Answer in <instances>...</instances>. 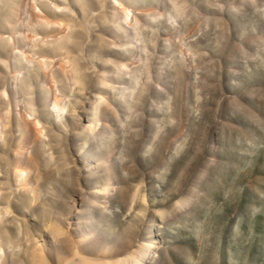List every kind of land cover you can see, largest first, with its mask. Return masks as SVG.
<instances>
[{
    "label": "rangeland",
    "instance_id": "obj_1",
    "mask_svg": "<svg viewBox=\"0 0 264 264\" xmlns=\"http://www.w3.org/2000/svg\"><path fill=\"white\" fill-rule=\"evenodd\" d=\"M23 1L0 0V90L5 89L11 95L0 91V114L11 111L7 115L8 125L4 129L3 137L0 134L2 138H0L2 148H0V185L4 187H2L3 202L8 203L12 198L10 200L12 211L6 218L9 219L14 231L21 229L19 238L23 244L18 248L19 260L16 264H19L18 261L20 264H27L25 246L37 239V234L35 230L33 231L34 226L38 224L37 221L41 220L43 223L47 218L59 219L64 225L67 226L68 222L69 228H73L77 217L76 209L81 208L85 201L90 205V207L87 205V208L94 207L93 210L88 208L89 214L85 212L94 216L92 219L102 217L103 221H100L105 223L103 225L105 231H102V234L97 231L98 238L115 245V248L119 249L116 252L123 253L137 247L147 238L148 233L155 239V253L146 256L142 264H264V0H176V5L181 10L174 19L177 22L167 16L166 24L163 22L161 25L158 24V28L160 26L162 28L158 36L150 35L151 38L145 41L137 24L131 28L133 34L136 33L135 38L140 37L139 42L148 46L144 48L146 51L143 49L149 56L147 60L137 63L131 52L124 54V57L116 58L112 55H104L111 57L115 62L120 59V61L126 59L130 62L134 61L135 63L130 66L134 65L132 67L138 74L137 79L140 83L137 90L135 89L130 95L137 104L134 108L121 111L124 113L120 116L126 123L122 125L123 128L119 124L120 121L114 123L118 119L122 120L117 106L114 103L109 104L108 101L109 108H107L108 104H102L103 107L106 106L105 113L108 112L105 114L108 124H114L111 126L117 131L112 132L104 125H100L95 130V134L105 139V142L100 141L99 148L108 146L111 155L108 156L111 159L109 167L117 183L110 197L107 196L108 200L100 194H95L97 196L89 194L92 184L100 185V182L106 180L107 169L99 165L93 177L88 179L86 175L89 171L84 170L86 164L79 155L78 149L87 133L82 127L88 122L87 117L96 98L94 94L102 80L100 70L103 69L99 58L94 57V60L89 58L94 49L93 44L98 42L97 44L101 46L108 45L112 39L109 45L116 47L124 42L122 39H113L109 34H105L104 30L99 29L101 26L99 22L103 17L106 18L105 14H112L114 0H104L105 2L93 0L83 12L85 15L80 14L86 21L79 15L74 16L71 21L76 32L73 45L77 52L73 53L77 59V69L85 77L79 82L81 84L77 82L78 85L70 80L68 73L65 75L60 72L61 70H57L59 67L57 68L54 61L50 62L51 60L48 59L42 64L41 61L36 60L39 59V53H36L38 48H44L45 44L47 45L45 40L50 38L52 40L53 37L50 34L46 35L47 30L45 32L43 29L45 25H41L40 22L43 27L41 28L38 22H35L36 17L33 16L31 17L33 20L29 21V25L33 21L32 25L25 28L24 18L27 14L24 15L23 8L27 7L32 11L33 4L39 9L38 5L47 4V0H36V2L25 0L26 4ZM42 1L43 4L39 3ZM97 1L102 8L94 6L98 5ZM109 1L113 3L110 4ZM58 2L62 1L58 0ZM150 3L147 2L145 6L147 11V6H153ZM89 7L96 10L91 11ZM155 8H151L153 13ZM90 12L96 13L91 15ZM49 26V29L45 26L49 31L56 27ZM17 28L22 31L28 30H26L28 40L24 35L23 37L18 33L15 34ZM34 28L44 31L43 35L41 32L37 33L39 32L37 29L35 32ZM38 36L46 38L43 40V45L42 41L38 40ZM32 41L37 45L32 44ZM162 43L165 51L160 52L162 46L159 44ZM18 45L19 49L22 47L26 52L29 51L27 53L34 54V56L29 54L30 59L32 58L31 62H26V58L22 56L26 68L19 76V80H23L21 84L29 87L31 91L32 108L26 106L23 100L18 98V94L15 96L18 100L15 102L11 93L14 84L12 81L16 79L11 76L13 75L11 73H14L11 72L13 71L11 68L14 67L10 65L9 68L7 64L18 61V53L14 49V46ZM130 58L134 60L131 61ZM120 61L115 64H119ZM170 69L174 71L172 75L169 73ZM156 70L162 71L163 79L154 76ZM72 82L76 84L73 86ZM53 90L62 98L66 95V99L71 100L67 101L68 114H64L61 121L51 120L49 115L50 110L55 106ZM38 93L41 94V100H37ZM108 97L110 98V95ZM150 104L160 108L159 113L153 115V112L150 115L152 110L149 109ZM24 109L26 111H23ZM18 110L22 113L26 112L24 114L25 116L27 114L28 118L37 116L41 119L42 116H49L48 121L44 117L41 119L44 136L48 138L43 136L40 139L44 141L36 139L31 145L29 144L30 146L28 145V150L31 153L34 151L38 157L42 172L38 183L43 194L39 202L33 201L38 206L25 202L29 199L26 197L28 193H22V189L11 180L13 179L10 173L12 150L14 151L18 142L21 143L17 125ZM115 113L118 118H115ZM14 114H17L16 119ZM70 115L75 117L70 118ZM150 118H154L159 126H152L153 122ZM104 120L103 122L106 123V119ZM158 128L161 136L157 137ZM94 161L91 162L93 166L96 165L94 164L96 160ZM46 174L49 176L47 177ZM100 179L103 181H96ZM14 188H18V192ZM8 193L10 197L7 196ZM21 193L25 199L21 198L23 197ZM183 198L190 200L185 208L178 205V201ZM13 201L17 204L15 207ZM93 201L95 204L91 205ZM44 203H47V206ZM32 205L37 209L40 207L38 211L41 216L34 220L28 218L35 210ZM25 206L31 207L32 212L28 210L31 214L26 211L28 207L25 209ZM102 208L105 211L104 209L100 211ZM187 211L190 212L186 213ZM83 220L85 222L91 218L85 217ZM33 223L35 225L31 227ZM16 225L20 227L17 228ZM96 227L98 222L89 223L87 228L90 230ZM64 240L65 238L62 237L55 244L53 249L55 252L66 249L67 243L63 242ZM59 243L63 245L61 248H58ZM91 247H97V243L91 242L88 250L93 249ZM24 248H26L25 252H23Z\"/></svg>",
    "mask_w": 264,
    "mask_h": 264
},
{
    "label": "bare ground",
    "instance_id": "obj_2",
    "mask_svg": "<svg viewBox=\"0 0 264 264\" xmlns=\"http://www.w3.org/2000/svg\"><path fill=\"white\" fill-rule=\"evenodd\" d=\"M5 1V0H4ZM27 1V0H26ZM25 0L23 1L24 4H26ZM40 1V0H39ZM45 1V0H44ZM59 1H62L61 3L58 2V0H47V4L50 3V4H46L44 3L43 1L42 2H39L41 4H43V6L41 5H38L40 6L39 9L38 7L36 8V5L34 6L32 3L34 4H37L35 2H32V6L34 7V9L32 11L29 10V8L27 7H24L23 8V11L24 12V15L25 13L27 14L25 21V25L27 28V26L29 25V21L31 19V17H36L35 22H38L37 24H39L41 22V25L44 24L45 26L48 27L49 29V25H52V27H55L54 29L52 28L50 31L47 29V27L44 26V28L39 24V26L41 28H43L46 32V35L47 34H50L53 38L51 40L50 39H47L45 40L47 42V45L45 44V47L42 46L44 43H43V40L46 39V38H41L40 36H38V40L41 42L42 41V45L39 44L37 41V43L39 45H41L42 47L44 48H41L39 49L38 47V50L36 51V53H39V59H36L38 60L40 63H44L45 61H47L48 59L51 60L50 62L54 61V63L57 65V70H61L60 72L61 73H68L71 77L70 80L72 79L73 82H82V77L83 79L85 78L84 75H81V73L78 72L79 69H77L78 65H77V59L75 57V52H77L76 50V47H74L73 45V37L74 35H76L75 33V29L73 28L72 26V19L74 18V16L76 15H79L82 13V15L84 16L85 13L83 14V12H85V9L87 8V6H90L89 4H91L93 2V0H59ZM95 1V0H94ZM102 2H105L104 0H101ZM113 1V0H112ZM101 2V3H102ZM111 2V1H109ZM147 2H151L150 4H153V9L154 7H156L155 9L157 10V13H156V10L155 12L153 13L152 12V7H148V11L147 9L145 8ZM7 3V2H6ZM4 3V4H6ZM38 3V4H39ZM113 2H111L110 4H112ZM98 5H94L95 7L96 6H99V2L97 1ZM7 5V4H6ZM28 5V4H27ZM103 5V4H102ZM5 6V5H4ZM29 6V5H28ZM110 6V5H109ZM92 7H93V4H92ZM101 7V6H99ZM104 7V6H103ZM107 7V5H106ZM111 7V6H110ZM36 8V9H35ZM91 7H89L90 9ZM102 8V7H101ZM146 11H145V9ZM205 8V7H204ZM32 9V8H30ZM38 9V10H37ZM99 9V8H97ZM112 9V14L111 15H106V18H102V21L99 22V26L101 24V26L99 27V29H101L102 31L104 30L105 34L107 33V35L109 34L111 37H113V39L115 38V40H117V38L120 40H124V42L121 44V45H117L116 47L115 46H111L109 45L110 43H112V39L110 40L111 42L108 44V45H103L101 46L98 45L97 43L93 44V50H89L91 51L90 53V57L89 58H94V57H97L99 58L100 60V63L102 64V71L100 70V74L102 75V80L101 82L99 83L98 85V89L96 91V93L94 94L96 96L95 100L93 101L94 103L92 104V109H91V112L89 113L88 117H87V123L86 125H84L82 128L88 133H86L84 135V137L82 138L83 139V142L82 144L79 145V155L82 156V159L84 160L85 164H86V168H84V170L86 171H89L88 174L86 175V177H88V179L91 177H93V175L96 173V169L98 168L99 165H103V167H105V169H107L108 171V177L106 178L105 181L103 180H96L97 182L98 181H103V182H100L101 184L100 185H94L92 184V186H90L91 188V192L89 191V194L91 195H95V194H100L102 195L103 198H107L106 200H108V197L110 195V193L112 191H114L113 189H116L114 188L115 186V183H116V179L113 177L112 173H111V170H110V162H111V159L110 157L108 158V156H111L109 155V152H108V146L107 147H104L102 149L99 148L100 146V141L101 142H105V139L103 136H100V135H97L95 134V130L100 126V125H104L105 127L107 128H110L108 130L112 131V132H117L114 130V128L112 127L114 124H108L109 121H107V118L105 116V111L104 109L106 108V106L103 107L102 104H112L114 103L115 106H117V110H119V116L121 115V111H126L129 110V108H134V106L137 104L136 101H134L133 99L130 98V95L132 94V92L140 85V83H138V74L136 73L135 69L130 66V64H132L134 61V58L131 59V61L133 62H130L129 60H127L126 57L125 59L126 60H122L120 61L119 64H115L116 62H119L117 59L116 62L109 56H104V55H112V56H115L116 57H124V54H127L128 52L132 53V55H134L135 59H136V62L139 63L141 62L142 63V60H147L149 58V56L146 54V47H148L147 45H145L146 43L141 44V42H139L140 40V37L139 38H135V35L133 34V32L131 31V28H133V26H135L137 24V27L140 29V31L142 32L143 34V40H148L150 39V35H152L153 37L155 36H158V32L160 33L162 30L161 26L160 28H158V24L160 23L161 25V22L165 23L167 21H165V19L167 20V16H169V19H171L172 21L176 18V15L177 13H179L181 10L177 7L176 5V0H114V5H113V8ZM36 10V11H34ZM94 11L96 10L95 8H91V11ZM100 10V9H99ZM151 10V11H150ZM34 11V13H33ZM90 11V10H89ZM98 11V10H97ZM105 11V10H104ZM111 11V10H109ZM101 12V11H100ZM91 13V12H90ZM93 14L96 13V12H92ZM91 13V15H92ZM102 14V13H101ZM237 14V13H236ZM21 15V14H20ZM90 16V15H89ZM97 17L99 15H96ZM101 16V15H100ZM32 17V18H33ZM88 17V16H87ZM92 17V16H91ZM239 18V16H237ZM77 18H79L77 16ZM83 20L84 17H81ZM96 18V17H95ZM33 20V19H31ZM77 20V19H76ZM81 20V19H79ZM78 20V21H79ZM96 20V19H95ZM178 20V18H177ZM86 21V20H85ZM97 21V20H96ZM95 21V22H96ZM175 21V20H174ZM20 22V21H19ZM33 22V21H32ZM32 22H31V25H32ZM34 22V23H35ZM84 22V21H83ZM177 21H175L176 23ZM81 23V22H80ZM88 23V22H87ZM94 23V22H93ZM92 23V24H93ZM170 23V22H169ZM35 23L34 26L37 25ZM74 24V23H73ZM79 23H77L78 25ZM166 24V23H165ZM29 25V26H31ZM94 25V24H93ZM164 25V24H163ZM252 25V24H251ZM250 25V26H251ZM19 26V25H18ZM95 26V25H94ZM82 27V26H81ZM85 27V26H84ZM97 27V25H96ZM95 27V28H96ZM136 27V28H137ZM16 28V27H15ZM21 28V27H20ZM29 28V27H28ZM46 28V29H45ZM88 28V27H87ZM19 28H17L18 30ZM35 29V28H34ZM37 29V28H36ZM35 29V32H37ZM98 29V28H97ZM98 29V30H99ZM16 30V33L15 34H19V36H27V32L26 30L22 31V30ZM38 30V29H37ZM79 30V28H78ZM77 30V34L79 33ZM86 30V28H85ZM84 30V31H85ZM93 30V29H91ZM135 30V29H134ZM15 31V30H13ZM28 31V30H27ZM39 31V30H38ZM100 31V30H99ZM243 31V30H242ZM34 34H37V33H40L41 30L37 33ZM44 32V31H42ZM41 32V34H42ZM85 33V32H84ZM17 34V35H18ZM29 34V32H28ZM33 34V36H34ZM45 34V33H44ZM30 35V34H29ZM39 35V34H38ZM43 35V34H42ZM49 35V36H50ZM79 35V34H78ZM89 35V34H88ZM94 35V34H93ZM102 35V34H101ZM2 36V35H1ZM23 36V37H24ZM45 36V35H44ZM84 36V35H83ZM96 36V35H94ZM105 36V35H104ZM14 37V36H13ZM12 37V38H13ZM37 37V35H36ZM103 37V36H102ZM108 37V36H107ZM142 37V36H141ZM17 38V36H16ZM40 38V39H39ZM86 38V37H85ZM110 38V37H108ZM20 39V38H19ZM27 39V38H26ZM31 39V38H30ZM29 39V40H30ZM34 39V37H33ZM31 39V40H33ZM42 39V40H41ZM75 39V38H74ZM82 39V38H81ZM91 39V38H90ZM97 39V38H96ZM95 39V40H96ZM137 39V40H136ZM165 39V38H164ZM15 40V38H14ZM17 40V39H16ZM20 40H23V39H20ZM28 40V39H27ZM35 40V39H34ZM51 40V41H50ZM18 41V40H17ZM16 41V42H17ZM84 41V39H83ZM142 41V40H141ZM169 41V40H168ZM19 42V41H18ZM85 42V41H84ZM89 42V41H88ZM91 42V41H90ZM165 42V41H164ZM35 43V41H34ZM33 41H32V44H34ZM94 43V42H93ZM166 43V42H165ZM169 43V42H168ZM36 44V43H35ZM34 44V45H35ZM74 44H75V40H74ZM90 44V43H89ZM37 45V44H36ZM83 45V44H82ZM114 45V44H112ZM159 45H163L162 44H159ZM165 45V44H164ZM168 45V44H167ZM13 46V45H12ZM27 45H25L26 47ZM31 46V45H30ZM78 46V45H76ZM88 46V45H87ZM142 46V47H141ZM18 46H14V49L16 50V52L18 53V61L17 62H14L13 63L11 62H8V60L6 62H8V66L9 68L10 65L14 68H11L13 69V71L11 72H14V73H11L14 77V81H12V83L14 82V84L12 85L11 87V93L14 97V99L16 98V94H18V98L21 100H23V102L26 104V106H31L32 108V105L31 103L33 102V99L31 97V91L29 89V87H25L21 84V82L23 83V80H19V76L22 75L21 72L26 68V64L25 62L23 61V57L26 58V62H31L32 58L30 59V56L29 54L30 53H27L29 51L26 52L25 48H22L20 47V49L18 48ZM33 47V45H32ZM80 47V46H79ZM89 47V46H88ZM172 47V46H171ZM35 47H33L32 49H34ZM75 48V49H74ZM84 48V47H83ZM145 48V49H144ZM31 49V47H30ZM145 51H144V50ZM148 49V48H147ZM159 49H160V46H159ZM83 50V49H81ZM163 50L165 51V48L162 46V50H160V52H163ZM80 51V50H79ZM88 51V48L87 50ZM170 51V48L169 50ZM74 52V53H73ZM20 53V54H19ZM32 54V53H31ZM30 54V55H31ZM34 56V54H32ZM38 55V54H37ZM78 56V54H77ZM161 56V55H160ZM164 56V55H163ZM32 57V56H31ZM132 57V56H131ZM174 57V56H173ZM37 58V57H36ZM56 58V59H55ZM114 58V57H113ZM35 59V58H34ZM123 59V58H122ZM175 59V57H174ZM34 60V61H36ZM94 60V59H93ZM125 61V62H124ZM129 61V62H127ZM166 61V60H164ZM5 62V61H4ZM33 62V61H32ZM37 62V61H36ZM80 62V60H79ZM94 62V61H93ZM92 62V63H93ZM146 62V61H144ZM135 63V62H134ZM28 64V63H27ZM47 64V63H46ZM54 64L55 68H56V65ZM79 64V63H78ZM33 65V63H32ZM41 65V64H40ZM45 65V64H44ZM43 65V66H44ZM96 65V64H95ZM98 65V63H97ZM42 66V67H43ZM101 67V65H99ZM98 66V67H99ZM140 66V64H139ZM45 68V67H44ZM10 69V70H11ZM84 69V68H83ZM56 70V71H57ZM63 71V72H62ZM82 71V70H81ZM9 72V71H8ZM45 72V71H44ZM138 72V71H137ZM173 70L170 69V75L173 74ZM25 74L27 73L26 71L24 72ZM46 74V73H45ZM61 74V75H63ZM85 74V73H84ZM140 76V75H139ZM154 76H156L157 79H163V75H162V71L161 70H156L155 71V74ZM12 77V78H13ZM66 78H68V76H65ZM174 77H176V75H174ZM52 78V77H51ZM65 78V80H67ZM4 80V79H3ZM57 80V79H56ZM69 80V81H70ZM54 81V80H53ZM84 81V80H83ZM57 82V81H56ZM72 82V83H73ZM53 83V82H52ZM71 83V82H70ZM76 83H73V86L74 84ZM77 83V85H78ZM81 84V83H79ZM84 84V82L82 83ZM175 84V83H174ZM53 85V84H52ZM81 86V85H80ZM54 87V85H53ZM72 87V86H71ZM70 87V89H71ZM2 88V87H1ZM5 88V86H4ZM89 89V88H88ZM137 90V89H136ZM1 91V90H0ZM3 91V90H2ZM1 91V93H2ZM9 91V90H8ZM53 92L55 93L54 95V98H53V104L55 105L53 110H50V117L52 118L51 120H57V121H61L62 118L64 117V114H68L67 112V107H68V104H67V101L70 100V99H66V95L65 97H61L60 94L58 95L57 92H55L53 90ZM4 94L7 93V91L4 89L3 91ZM79 93V92H78ZM110 95V98L108 97V95ZM8 94V93H7ZM10 95V94H8ZM11 96V95H10ZM41 94L38 93V99L37 100H41ZM108 97V98H107ZM12 98V97H11ZM65 98V99H64ZM67 98H69V96H67ZM13 99V100H14ZM5 100V99H4ZM12 100V99H11ZM16 100L18 99H15V102ZM71 101V100H70ZM76 101V99H75ZM80 101V100H79ZM108 101V102H107ZM73 102V101H72ZM72 102H68V103H72ZM151 102V101H150ZM13 103V102H12ZM33 104V103H32ZM73 104V103H72ZM109 104L107 106V108H109ZM113 104V105H114ZM167 104V103H166ZM169 104V103H168ZM171 104V103H170ZM169 104V105H170ZM9 105V104H8ZM7 106V105H6ZM16 106V104H15ZM18 106V104H17ZM79 106V105H78ZM150 106V108H152V110H150L151 113H149L150 115L153 113L154 114H157L159 113V110L160 108H158L157 106L155 105H148ZM161 106V105H160ZM162 106H166V105H162ZM14 107V106H13ZM17 108V107H16ZM19 108V107H18ZM74 108V107H73ZM112 108V106H111ZM110 108V109H111ZM167 108V107H166ZM4 109H7V108H4ZM4 109H2L4 111ZM10 109V108H8ZM110 109L108 111H110ZM163 109L165 110V108L163 107ZM170 109V108H169ZM14 110V109H13ZM74 110V109H73ZM2 111V112H3ZM23 111H26L25 109ZM162 111V109H161ZM1 112V111H0ZM11 112V111H10ZM9 111H4L3 113L0 114V134L2 135L3 137V133H4V129L5 127L8 125V117L7 115H9L8 113H10ZM14 112V111H13ZM66 112V113H65ZM72 112V111H71ZM70 112V113H71ZM88 112V111H87ZM163 112V111H162ZM19 115H18V119H17V125H18V129L20 131V142H18V145L16 144V148H14V151L12 150L13 152V156L12 157V160H11V177L13 179L11 180H14L15 184H17L16 186H19L21 189H22V193L25 192V193H28L27 194V198L28 201H25L27 203H33V201H36V202H39V198L41 196V189H40V185H39V178H41L40 176V167H39V161H38V157L35 155V152L33 151V153H31L29 150H28V145L31 143H33L36 139H39V140H42L40 139L41 137L44 136V127L42 125V117H44L47 121L49 120V116L45 117V116H40L41 119L39 117H34V118H28L27 114L25 116L24 113L20 112L18 110ZM73 113L75 114V111H73ZM124 113V112H123ZM122 113V114H123ZM116 117L115 118H118L119 116H117V113H115ZM15 115V114H14ZM65 115V117H66ZM11 116V115H10ZM17 114L15 115V119L17 118L16 117ZM73 116V115H72ZM70 115V118L72 117ZM75 117V116H73ZM72 117V118H73ZM108 117V116H107ZM122 120H119L116 121L114 119V122L115 124L117 122H119V124L124 125L126 124L125 123V119L122 118V116H120ZM10 118V117H9ZM14 118V117H13ZM12 119V118H11ZM14 119V120H15ZM106 119V123L103 122V120ZM111 119V118H110ZM109 120V119H108ZM129 120V119H128ZM150 120H152L153 124L151 123L152 126H155V127H158L159 124H157L156 120H154V118H150ZM10 121V120H9ZM16 121V120H15ZM56 121V122H57ZM105 121V120H104ZM14 122V121H13ZM45 122V121H44ZM111 122V120H110ZM127 122V120H126ZM130 122V121H129ZM16 124V122H14ZM58 124H60L59 122H57ZM63 123V122H62ZM46 124V123H45ZM118 124V126H120ZM130 124V123H129ZM10 125V124H9ZM64 125V124H63ZM67 125V124H66ZM112 125V126H111ZM150 125V126H151ZM11 126V125H10ZM47 126V125H46ZM65 126V125H64ZM117 126V125H116ZM12 127V126H11ZM16 127V126H15ZM123 128V126H122ZM13 129V128H12ZM15 129V128H14ZM106 129V128H105ZM73 130V129H72ZM122 130V129H121ZM120 130V131H121ZM12 131V130H11ZM17 131V129H16ZM83 131V130H82ZM46 132V131H45ZM78 132V131H77ZM81 133V132H80ZM94 133V134H93ZM160 130L158 128V133H157V137L158 135H160ZM16 134V133H15ZM141 134V133H140ZM74 135V134H73ZM83 135V134H82ZM16 136V135H15ZM19 136V135H17ZM54 136V135H53ZM77 136V134H76ZM46 137V136H44ZM75 137V136H74ZM1 138V137H0ZM48 138V137H46ZM45 138V139H46ZM2 139V138H1ZM0 139V140H1ZM17 139H19L17 137ZM81 139V140H82ZM3 141V140H2ZM44 141V139L42 140ZM47 141V140H45ZM77 141V140H76ZM5 142V141H4ZM78 142V141H77ZM20 143V144H19ZM44 143V142H43ZM48 143V142H47ZM80 143V142H79ZM14 144V143H13ZM35 144V143H34ZM59 144V143H58ZM77 144V143H76ZM5 145H6V142H5ZM12 145V144H11ZM10 145V146H11ZM29 145V146H30ZM40 145V143H39ZM56 145V144H55ZM4 146V145H3ZM5 147V146H4ZM9 147V146H8ZM15 147V145H14ZM130 147V146H129ZM1 148V147H0ZM74 148V147H73ZM2 149V148H1ZM76 149V148H75ZM136 149V148H135ZM63 150V149H62ZM111 150V149H110ZM116 151V150H115ZM118 151V150H117ZM8 152H10L8 150ZM38 152V151H37ZM4 154V153H3ZM2 154V156H3ZM45 154V153H44ZM47 154V153H46ZM111 154V153H110ZM12 155V154H11ZM1 156V154H0ZM4 157V156H3ZM2 157V158H3ZM9 157V156H8ZM40 157V156H39ZM113 157V156H112ZM115 157H118L115 155ZM1 158V159H2ZM7 160V159H6ZM94 160H96V165L93 166V164H91V162H95ZM60 162V161H59ZM5 163V162H3ZM66 163V162H65ZM7 164V163H6ZM50 164V163H49ZM61 164V163H60ZM8 165V164H7ZM64 165V164H63ZM112 168V167H111ZM7 169V168H6ZM59 169V168H58ZM4 171V170H3ZM48 171V170H47ZM57 171V170H56ZM65 171V170H64ZM8 172H9V169H8ZM49 172V171H48ZM58 172V171H57ZM113 172V171H112ZM8 173V174H10ZM5 174V173H4ZM3 174V175H4ZM42 174V172H41ZM57 174V173H56ZM1 175V174H0ZM47 176V174H46ZM49 176V175H48ZM47 176V177H48ZM2 178V177H1ZM102 178V176H101ZM8 180V179H6ZM95 181V182H96ZM3 182V181H2ZM12 184L13 181H11ZM10 182V183H11ZM55 182V181H54ZM5 183V182H4ZM8 183V182H7ZM94 183V182H93ZM2 184V183H1ZM6 184V183H5ZM14 184V186H15ZM96 184V183H95ZM117 184V183H116ZM11 186V185H10ZM10 186H7V187H10ZM13 186V185H12ZM11 186V187H12ZM13 186V187H14ZM15 186V187H16ZM50 186V185H49ZM3 187V185H2ZM2 187L0 185V264H16L17 263V260H19V258L17 259V255L19 254L18 252V248L19 247H22L21 245L23 244L20 240V233H21V229L17 226L18 231L17 229H15L16 231H14V229L12 228L13 226L10 225V222H9V219L6 218L7 217V214L9 215V213L12 211V208H11V202L9 199L8 203H4L3 202V193H2ZM46 187V186H45ZM4 188V187H3ZM51 188V187H50ZM8 189V188H7ZM6 189V190H7ZM16 189V192L18 188H14V190ZM48 188H46L47 190ZM89 189V188H88ZM136 189V188H135ZM5 190V189H4ZM3 190V191H4ZM24 190V191H23ZM44 190V189H43ZM83 190V189H82ZM10 191V190H9ZM49 191V190H48ZM6 192V191H5ZM8 192V191H7ZM12 192V191H11ZM9 192V193H11ZM15 192V193H16ZM21 192V191H20ZM45 192V191H44ZM135 192V191H133ZM9 193L7 194V196L10 197ZM21 193V195H23ZM114 193V192H113ZM130 193V192H129ZM14 194V192H13ZM17 194H20V193H17ZM132 194V193H131ZM136 194V192H135ZM5 195V194H4ZM20 195V196H21ZM91 195V196H92ZM95 195V196H97ZM112 195V194H111ZM128 195V194H127ZM134 195V193H133ZM15 196V194H14ZM29 196V197H28ZM44 196V195H43ZM47 197V194L45 195ZM50 196V195H49ZM48 196V197H49ZM130 196V195H128ZM31 197V198H30ZM42 197V196H41ZM110 197V196H109ZM135 197V195H134ZM21 198H24V195L23 197ZM26 198V199H27ZM94 198V196H93ZM100 198V197H99ZM133 198V196H132ZM130 198V199H132ZM5 199V198H4ZM20 199V198H18ZM41 199V198H40ZM49 199V198H48ZM51 199V198H50ZM85 199V198H84ZM98 199V198H96ZM95 199V200H96ZM111 199H114V198H111ZM21 200V199H20ZM31 200V201H29ZM38 200V201H37ZM46 200V199H45ZM87 200V199H86ZM93 200V199H92ZM91 200V201H92ZM94 200V201H95ZM85 201V200H84ZM83 201V202H84ZM91 202L90 204L92 205L95 204V202ZM114 201V200H113ZM132 201V200H130ZM24 202V201H23ZM46 202V201H45ZM52 202V201H51ZM90 202V201H88ZM133 202V201H132ZM16 203V202H15ZM21 203V202H20ZM41 203V201H40ZM47 203H48V200H47ZM46 203V204H47ZM97 203V201H96ZM188 203H190V200L188 198H183V199H180L178 201V205L180 206H186ZM12 204L14 205V207L17 205V204H14V201L12 202ZM23 204V203H22ZM26 204V203H25ZM34 204V203H33ZM36 206H38L37 203H35ZM34 204V205H35ZM45 204V203H44ZM43 204V205H44ZM45 204V205H46ZM74 204V203H73ZM99 204V203H98ZM19 205V204H18ZM21 205V204H20ZM30 205V204H28ZM34 205H32L31 207H34ZM80 205V204H79ZM87 205L90 207V205L87 203V201H85L83 203V206L80 208H77L76 209V222H75V227L73 228H69L70 226H68V222L66 223V225H64V222L61 223V221L59 220H55V219H48L47 218V221L46 222H43L40 220V222H36L38 224H32L31 227H35V229L33 228V231L36 232L37 236H36V240H34V242L32 241L31 244H27V249L24 248V251L25 252V249L27 250V257H28V261H27V264H142L143 263V260L144 258L147 256H149L150 254L152 253H155V248H156V245H155V239L153 237H151L148 233V236L146 239H144V241H142L137 247L135 248H131L130 250L126 251V252H123V253H120L119 251L116 252V250L118 248H115V245H112L110 243L107 242V240H104V239H100L98 238L97 235L102 234V231H105L103 228V225L105 223H102L100 220L103 221L102 217H100L99 219H92L94 216H90L88 215L89 212L87 211L88 208H87ZM103 205V204H102ZM107 205V204H106ZM42 206V205H41ZM47 206V205H46ZM94 206V205H93ZM92 206V207H93ZM21 207V206H20ZM26 207L28 206H25V209H27ZM31 207L26 210L28 211L30 209V211L32 212L31 210ZM45 206H43L44 208ZM68 207V206H67ZM70 207V206H69ZM23 208H24V205H23ZM35 208V207H34ZM40 208V207H39ZM38 208V209H39ZM46 208V207H45ZM76 208V207H75ZM98 208V206H97ZM101 208V207H100ZM185 208V207H184ZM14 209V208H13ZM24 209V210H25ZM37 207L35 208V210L32 212H29L30 216L28 218L34 220L35 218H39V211ZM89 209H94L93 208H89ZM104 208H102L100 211H102ZM130 209V208H129ZM182 209V208H181ZM187 209V208H186ZM16 210H17V207H16ZM44 210V209H43ZM72 210V209H71ZM99 210V209H98ZM183 210V209H182ZM24 211V213H28ZM50 211V210H49ZM87 211V212H85ZM90 211V210H89ZM96 211V210H94ZM105 211V209H104ZM180 211V209L178 210ZM191 211V210H190ZM190 211H187L186 213H189ZM23 212V210H22ZM48 212V211H47ZM44 213V212H43ZM42 213V214H43ZM68 213V212H66ZM65 213V214H66ZM21 214V213H20ZM46 214V213H45ZM57 214V213H56ZM69 214V213H68ZM85 214V215H84ZM91 214V212H90ZM100 214V213H99ZM26 215V214H25ZM73 215V214H72ZM87 215V216H86ZM11 216V215H10ZM24 216V215H23ZM44 217H46L44 214H43ZM68 216V215H67ZM71 216V214L69 215ZM90 216V217H89ZM101 216V215H100ZM9 217V216H8ZM57 217V216H56ZM91 218V220H86L85 222H83V218ZM98 217V216H97ZM171 217V216H170ZM50 218V217H49ZM55 218V217H54ZM25 219V218H24ZM29 219V220H30ZM41 219V218H40ZM44 219V218H43ZM14 220V219H13ZM28 220V221H29ZM27 221V222H28ZM67 221V220H66ZM72 222V221H71ZM98 222V227L96 228H93V229H88L87 227L89 226V223H96ZM109 222V221H108ZM12 223V222H11ZM26 223V222H24ZM40 223V224H39ZM42 223V225H41ZM74 223V222H73ZM101 224V226H100ZM13 225V224H12ZM26 225V224H25ZM16 226L14 228H16ZM24 226V225H23ZM30 227V226H29ZM26 229V228H25ZM29 228H27L28 230ZM97 231L99 232V234L97 233ZM29 232V231H28ZM97 233V234H96ZM33 234V233H32ZM20 235V236H19ZM28 235V234H27ZM96 236V237H95ZM26 237V236H25ZM24 237V239H25ZM32 237V236H31ZM34 237V236H33ZM63 239L65 238V240L63 242L66 241L67 245L65 246L66 249L64 248V250L62 249L61 250H56L57 252H55L53 249H54V246L55 244L58 243V241L60 240V238ZM22 239V238H21ZM28 239V238H27ZM29 240V239H28ZM26 242V241H25ZM93 242V243H97V247H91L93 249H90L88 250V246H90V243ZM65 244V243H63ZM60 245V247L58 246ZM57 246L58 248H61V243H59ZM57 248V247H56ZM20 250V249H19ZM119 250V249H118ZM24 255V254H23ZM19 256V255H18ZM25 259V258H24ZM27 260V258H26ZM18 263L20 264V262L18 261ZM22 264V263H21ZM26 264V263H25Z\"/></svg>",
    "mask_w": 264,
    "mask_h": 264
}]
</instances>
